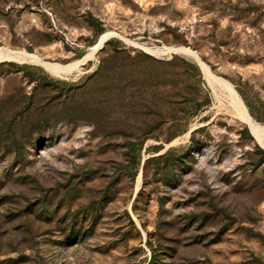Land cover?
<instances>
[{"label": "rangeland", "instance_id": "rangeland-1", "mask_svg": "<svg viewBox=\"0 0 264 264\" xmlns=\"http://www.w3.org/2000/svg\"><path fill=\"white\" fill-rule=\"evenodd\" d=\"M104 34L113 43L84 60ZM115 42L132 57L195 62L209 104L185 131L166 111L150 115L142 146L121 115L54 124L50 108L36 129L57 94L50 79L91 83ZM172 45L193 50L250 116L239 90L264 99V0H0V48L39 60L0 64V264H264V145L199 61L144 48ZM74 63L61 76L45 66ZM79 90L76 113L95 97Z\"/></svg>", "mask_w": 264, "mask_h": 264}, {"label": "trees", "instance_id": "trees-1", "mask_svg": "<svg viewBox=\"0 0 264 264\" xmlns=\"http://www.w3.org/2000/svg\"><path fill=\"white\" fill-rule=\"evenodd\" d=\"M112 43V40L107 41L101 51ZM216 43L218 46L228 45V39L221 35ZM115 44L114 52L103 57L96 71L88 77L92 82L77 88L80 89L81 95L91 93L95 96L87 105L82 107L80 105L79 113L73 108L76 85L50 79L49 85L57 88V94L39 106L38 118L35 121L36 129L50 126L52 118L46 115L50 108L56 110L54 124L64 120L72 122L90 119L99 126L103 123H112L115 119L113 121L111 119L121 115L125 120L134 118L136 124L130 125L129 122H125L118 124V128L132 131L137 137L138 144L142 146L145 140L153 137L155 133L156 126L150 123V115L166 111L174 118L173 125L185 131L190 120L209 104L210 97L203 89L202 72L195 62L176 55L169 60L157 59L145 53L132 57L127 53L125 45L121 42ZM203 59L206 60L205 57ZM45 85L41 83L37 90L43 89ZM239 94L251 116L256 121L264 123V99L247 96L240 90ZM84 101L86 102V98ZM107 107L117 108V113L98 115L100 110ZM28 109L18 111V116L20 118L28 116ZM173 151L169 149L150 160H168ZM260 151L263 154L261 164L264 163V150Z\"/></svg>", "mask_w": 264, "mask_h": 264}, {"label": "bare ground", "instance_id": "bare-ground-1", "mask_svg": "<svg viewBox=\"0 0 264 264\" xmlns=\"http://www.w3.org/2000/svg\"><path fill=\"white\" fill-rule=\"evenodd\" d=\"M108 37H109V34H104L101 37L99 43L91 49V52L88 54V56H86L84 60L88 58H93L95 54L97 53V51L103 46L104 42L107 41ZM144 48L150 51L151 53H154L159 56L169 55L170 53L173 54L174 52L184 53V54H187L193 57L197 61H199L205 72L206 78L209 84L212 86V88L218 89L227 95V97L229 98V107L234 113V115L237 116L245 124H247L250 127L253 134L264 145V125L256 122L254 119L251 118V116L243 108V105L240 99L238 98L237 94L233 90L232 86L229 85L223 79L214 76L210 72L209 68L200 61L199 56L193 50H191L190 48L184 47V46H173V45L163 46V47L156 46L152 48L144 47ZM12 61L39 62V60L33 55H29L21 51H15V50H10V49L1 47L0 48V64L1 62H12ZM45 66L50 72H52L55 75H59V76L66 74V72L77 68V64L75 63L69 64L66 66L52 65V64H45Z\"/></svg>", "mask_w": 264, "mask_h": 264}, {"label": "water", "instance_id": "water-1", "mask_svg": "<svg viewBox=\"0 0 264 264\" xmlns=\"http://www.w3.org/2000/svg\"><path fill=\"white\" fill-rule=\"evenodd\" d=\"M107 41H108V40H107ZM107 41H105V43H104L103 46L100 48V50L105 46V44H106ZM100 50H99V51H100ZM173 54H177V53L174 52ZM151 55H152V54H151ZM169 55H172V54L170 53ZM153 56H154V55H153ZM1 63H5V62H1ZM191 133H192V132H191Z\"/></svg>", "mask_w": 264, "mask_h": 264}]
</instances>
